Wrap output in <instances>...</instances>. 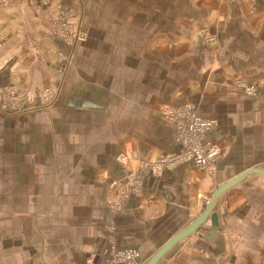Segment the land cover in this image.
Segmentation results:
<instances>
[{
    "label": "crops",
    "instance_id": "1",
    "mask_svg": "<svg viewBox=\"0 0 264 264\" xmlns=\"http://www.w3.org/2000/svg\"><path fill=\"white\" fill-rule=\"evenodd\" d=\"M0 90L30 96L0 109V264H110L113 247L147 264L223 182L264 169V0H0ZM183 106L216 123L214 166L144 173L123 192L178 152L164 110ZM212 211L217 229L208 217L158 264H264V176Z\"/></svg>",
    "mask_w": 264,
    "mask_h": 264
},
{
    "label": "built area",
    "instance_id": "2",
    "mask_svg": "<svg viewBox=\"0 0 264 264\" xmlns=\"http://www.w3.org/2000/svg\"><path fill=\"white\" fill-rule=\"evenodd\" d=\"M200 33L205 45L211 48L216 46V37L208 33L206 29ZM235 85L247 95L255 94L257 91L256 85L248 84L241 79L236 80ZM23 98L29 100L30 96H22L10 90H0V109L3 114L8 116L12 112L23 111V105H25ZM43 98L51 102L54 100L55 94L47 90L43 93ZM164 112L175 125V139L179 145L178 152L175 155L162 156L161 159L153 162H146L141 165L139 171L128 174L125 183L121 184L123 192L139 191L143 187V176L147 173L159 176L165 170L175 168L188 161L193 162L197 168L207 170L214 166L219 157L220 153L216 145L206 138L207 131L216 124L214 121L202 118L197 108L193 106L166 108ZM110 186L116 188L118 183L113 181ZM140 259V252L136 249L122 250L113 247L110 264H143Z\"/></svg>",
    "mask_w": 264,
    "mask_h": 264
},
{
    "label": "water",
    "instance_id": "3",
    "mask_svg": "<svg viewBox=\"0 0 264 264\" xmlns=\"http://www.w3.org/2000/svg\"><path fill=\"white\" fill-rule=\"evenodd\" d=\"M252 174H258L264 176V169L259 167H252L238 174L236 177L232 178L231 180L223 182L222 185L219 186L212 193V195L210 196V200L208 201V204L201 212V214L197 218H195L193 222L190 223L188 226H186L177 234L171 236L168 240H166L164 242V245L149 258L147 264H158L162 260L164 255L173 247L178 245V243L181 240L194 235V233H196L200 229V226L208 219V217H210L211 219L212 227L217 229L216 227L218 226V218L216 213L212 211L215 203L218 201L219 197L223 195L224 192L237 186V184L240 183L241 180Z\"/></svg>",
    "mask_w": 264,
    "mask_h": 264
}]
</instances>
